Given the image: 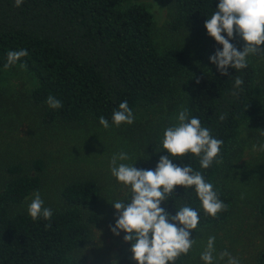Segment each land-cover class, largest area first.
Masks as SVG:
<instances>
[{
  "label": "trees",
  "instance_id": "obj_1",
  "mask_svg": "<svg viewBox=\"0 0 264 264\" xmlns=\"http://www.w3.org/2000/svg\"><path fill=\"white\" fill-rule=\"evenodd\" d=\"M171 2L170 30L196 34L207 32L205 22L219 4V0ZM153 25L152 12L129 0H23L20 7L15 6V0H0V70L5 68L9 51L26 49L28 55L10 67L26 63L36 78L31 100L45 107L46 124L79 129L99 123L101 116L113 124V112L121 102L126 100L133 114L139 108L158 105L172 95L175 80L188 73L185 50L180 46L159 50ZM207 49L212 57L222 51V45L211 38ZM247 60L246 68L229 67L228 75H221L210 63L187 75L183 83V109L223 143L207 169L201 168L199 158L191 153L173 158L164 151L163 156L176 166L190 165L200 172L228 205L227 211L215 217L207 215L194 187L177 186L161 207L170 216L185 205L197 210L199 223L191 238L198 229L228 220L234 194L221 179L241 127L260 118L264 123V81L256 65ZM236 77L243 80L239 90ZM49 96L59 99L62 108H50L46 103ZM223 113L226 117L221 121ZM45 168L40 157L29 163L0 162V264H81L79 252L90 239L91 226L99 221V214L92 210L100 201L98 185L92 179L67 183L59 192L61 206L51 208V219L33 220L28 211H18L17 206L41 187ZM259 213L264 216V198ZM188 257L189 253L182 254L169 264H186ZM257 264H264V249Z\"/></svg>",
  "mask_w": 264,
  "mask_h": 264
},
{
  "label": "rangeland",
  "instance_id": "obj_2",
  "mask_svg": "<svg viewBox=\"0 0 264 264\" xmlns=\"http://www.w3.org/2000/svg\"><path fill=\"white\" fill-rule=\"evenodd\" d=\"M145 5L153 14V37L159 50L180 46L189 58L187 75L210 65L208 32L192 33L189 30L173 32L169 22L173 14L171 0H129ZM227 39V34L222 33ZM242 51L245 42L235 34L230 40ZM264 51V45L260 46ZM248 59L258 68L264 81V53L250 55ZM174 82L172 95L162 103L139 108L134 122L119 127L109 124L105 129L100 123H89L84 128L43 121V105L31 100V92L37 86L31 72L20 66L0 70V162L29 163L43 158L46 168L41 173L42 185L33 191L18 211H27L36 192L40 193L44 207H60V189L77 179L95 180L100 201L92 210L99 214V221L91 226L89 241L79 252L81 264H132L129 242L124 232L114 235L118 213L112 206L115 201L130 202V188L114 178L110 171L113 155L123 151L130 159L117 161L134 165L137 169L154 170L164 155L162 139L167 127L175 125L176 117L183 109L186 95L183 88L185 77ZM253 145L256 149L253 150ZM264 123L261 118L254 124L241 127L235 151L230 157L221 182L234 194L231 214L227 221L217 226L196 230V241L189 251L186 264H204L201 253L210 236H215L214 256L227 250L240 264H257V256L264 249V216L259 205L264 198ZM218 259L214 264H226Z\"/></svg>",
  "mask_w": 264,
  "mask_h": 264
},
{
  "label": "clouds",
  "instance_id": "obj_3",
  "mask_svg": "<svg viewBox=\"0 0 264 264\" xmlns=\"http://www.w3.org/2000/svg\"><path fill=\"white\" fill-rule=\"evenodd\" d=\"M23 0H15V6L20 7ZM205 28L210 37L219 45L222 51H217L210 57V62L217 66L221 75H228L229 67L240 70L247 67L250 55L264 53L260 46L264 45V0H219L218 7L205 22ZM234 32L244 42L242 51L238 50L230 40ZM222 33L227 34V39ZM28 52L26 49L9 51L5 69L15 65ZM21 70H26V63L20 64ZM235 88L239 90L243 84L240 77L235 78ZM236 95V92L232 93ZM47 105L52 109L62 108V102L49 96ZM226 113L220 114L223 121ZM134 114L125 100L119 104L118 110L112 115V122L119 127L121 124L131 125ZM177 123L167 127L163 134V150L171 157H183L187 153L199 158L200 167L209 168L218 157L222 141L214 138L210 130L201 126L197 117L189 118L187 108L179 111ZM99 123L105 128L110 127L103 116ZM253 145V150L256 149ZM264 151V145L260 146ZM130 159L126 152L113 155L110 162L111 174L125 187L130 188V202L115 201L112 206L118 213L115 227L111 228L114 235L124 232V241L131 242L132 259L136 264H169L180 255H187L196 241L191 233L199 223V213L189 206L178 209L175 216H170L161 207L162 202L174 193L177 186L184 189L194 187L204 212L217 216L221 211H227L228 205L219 199L213 185L205 181L203 175L188 166H176L167 156H161L155 170L137 169L134 165L117 163ZM28 214L33 220L42 218L50 220L53 216L51 208L44 207L40 193L36 192L27 207ZM179 225V227L177 226ZM50 227V225H48ZM215 236H210L207 246L200 255L204 264H214L215 260L226 264H240L227 250L214 256ZM115 264V262H114Z\"/></svg>",
  "mask_w": 264,
  "mask_h": 264
}]
</instances>
